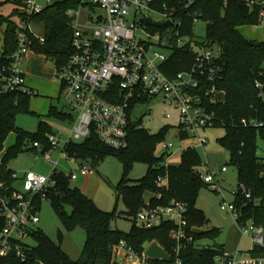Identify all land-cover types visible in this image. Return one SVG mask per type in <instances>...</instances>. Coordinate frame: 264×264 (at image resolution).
I'll use <instances>...</instances> for the list:
<instances>
[{
  "label": "built area",
  "instance_id": "1",
  "mask_svg": "<svg viewBox=\"0 0 264 264\" xmlns=\"http://www.w3.org/2000/svg\"><path fill=\"white\" fill-rule=\"evenodd\" d=\"M3 1L0 0V5ZM55 1L61 0H12V13L18 18L16 48L7 61L0 63V93L21 91L31 94L25 87L23 63L31 49L32 36L43 42L41 35L33 29L31 17L40 13ZM225 3L228 0H223ZM250 10L258 11L259 22L264 17V0H238ZM197 0H78L77 7H70L66 15L70 18L71 53L64 65L57 70L61 96L73 113L72 126L67 137L60 131L46 134V145L35 141L32 146L43 149L44 158L53 163L49 175L32 171L24 173L23 190L5 188L0 191V261L13 254L24 262L31 250L28 239L39 222V208L36 196L45 198V191L55 184L53 176L63 173L57 169L58 161L52 162L51 150L60 149V156L74 159L68 155L71 143L82 142L91 133L111 149L128 146V130L131 114L137 103L149 99H159L164 104L178 110L177 135L182 142H189L181 148L204 149L207 140L199 133L200 129L215 126L216 116L208 107L216 104L223 93L218 88L222 78L223 66L220 48L215 42L206 39L197 42L193 33L183 34L185 17L194 24L199 20V11L193 6ZM84 5L99 7L103 13L89 16L87 25L77 21ZM139 16L138 21L128 22L127 15ZM154 15L157 17L154 18ZM150 17V22L142 21ZM160 25H155V22ZM171 21L170 26L164 25ZM193 26L191 30L193 29ZM255 25L254 27H256ZM3 32L6 24H3ZM167 29H171L167 31ZM189 44L193 59L188 67L170 74L167 61L175 46ZM3 47L0 48V58ZM258 98L264 102V75L254 80ZM220 93L222 96L220 97ZM166 117H170L169 114ZM264 120L258 117H242L238 125L244 128H258ZM162 144L163 154L171 155L172 143ZM158 145V146H159ZM3 151L0 152V163ZM88 161L91 160H81ZM82 162V163H83ZM79 164L78 172L68 171L64 175L69 181L79 176L93 174V170ZM221 171H226L222 167ZM217 173L209 169L201 171V178L214 191L221 187ZM15 176V175H14ZM159 185L168 186V177L159 176ZM238 190L246 199L250 192L241 184ZM221 208L231 213L239 226L242 237L249 240V246L242 249L222 248L216 252L211 264H264V229L252 219L239 221L240 215L232 203H222ZM188 206L185 202L171 199L164 205H150L149 202L135 215V224L144 229L172 225L168 232L171 246L166 250L170 262L150 258L144 248L136 249L126 240L112 246L109 264H189L184 261L185 251L195 247L196 234L188 229ZM151 243V242H148ZM40 264H43L40 262Z\"/></svg>",
  "mask_w": 264,
  "mask_h": 264
},
{
  "label": "trees",
  "instance_id": "2",
  "mask_svg": "<svg viewBox=\"0 0 264 264\" xmlns=\"http://www.w3.org/2000/svg\"><path fill=\"white\" fill-rule=\"evenodd\" d=\"M6 2L12 0L3 1ZM77 5L78 0L55 1L31 17L32 25L42 27L41 36L44 39L41 42L32 36L31 49L51 60L57 70L66 63L71 53L70 18L66 11ZM193 9L198 10L199 19L207 23L206 39L215 42L221 50L220 63L223 71L218 88L223 97L208 107L215 113V126L225 127V134L218 141L227 150L230 163L237 167L238 187L243 184L251 194V198L246 199L237 187L233 204L240 215L239 221L252 219L264 229V157L257 155L258 139L264 143V124L258 128H244L238 125L242 117H258L264 120V102L258 98L254 85L255 78L259 74L264 75V41L247 39L239 30L241 26L258 25V11L250 10L238 0H228L226 3L223 0H197ZM4 23L6 29L3 32V54L0 63L7 61L8 56L15 50L17 39V25L11 21L10 16L0 13V26ZM185 23L183 34L191 35V18L185 17ZM192 59L193 50L189 44L175 46L167 61L168 73L172 75L188 67ZM31 95L32 93L21 91L0 93V152L3 151L0 163V191L5 188L13 189L15 174L9 167L10 161L23 151H36L32 146L35 141L46 145V134L52 132L45 122H41L35 132L16 126L17 115L30 112ZM49 115L71 122L73 120L71 114L59 111L54 106L50 107ZM168 130L169 126L166 125L152 134L131 122L126 148L111 149L105 146L95 133H91L82 142L71 143L67 148L70 157L89 159L93 164L106 154H112L121 161L123 175L115 186V193L117 199H122L126 214L133 220L128 232L112 228L111 222L116 218L115 211L100 210L79 188L71 187L64 173H59L53 176L55 184L46 189L45 199L50 200L64 228L84 229L86 239L80 257L77 260L70 259L59 245L36 228L31 234L36 244H31L27 260L21 262L10 254L1 260L0 264H109L112 246L120 240H126L138 250L142 249L144 242L156 241L169 250L171 241L168 232L171 224L164 223L150 229L140 228L135 224V215L146 202L150 205H164L171 199L183 201L188 206V229H200L207 222L203 211L196 207L198 191L206 184L200 176L203 162L197 150L187 149L181 154L179 165H166L164 154L157 155L156 148L165 139ZM11 132L16 134V142L5 148L4 143ZM135 161L145 162L148 168L141 178L131 182L128 174ZM164 175L168 177L167 187L156 182L159 176ZM146 194H151L148 201L145 200ZM42 200L40 196H36L39 209ZM67 207H70V212ZM2 225L3 222L0 221V230ZM218 233L217 228H212L201 235L214 237ZM222 248L196 245L185 251L183 258L189 264H211L214 254Z\"/></svg>",
  "mask_w": 264,
  "mask_h": 264
},
{
  "label": "rangeland",
  "instance_id": "3",
  "mask_svg": "<svg viewBox=\"0 0 264 264\" xmlns=\"http://www.w3.org/2000/svg\"><path fill=\"white\" fill-rule=\"evenodd\" d=\"M13 6L10 2L0 5V13L5 16H10L14 22L18 23V18L12 13ZM78 22L80 25H87L89 16H97L103 13L99 7L84 5L80 9ZM157 16L154 15V18ZM128 22L138 21L139 16L130 14L126 16ZM207 23L199 19L193 26V39L197 42L206 41ZM0 26V48L2 46V30ZM33 29L38 35L42 33L40 25H33ZM171 29H167V31ZM240 32L250 40L264 41V17L256 27L253 25H245L239 27ZM39 54L35 51H32ZM221 52V50H220ZM44 65L34 66L33 72L35 76V88L30 97L29 113H19L15 119L17 127L29 132L37 131L41 122L47 123L51 127V131L56 133L60 131L62 137L65 138L70 133L72 122L68 119L49 115L51 106L56 107L59 111H64L73 114L65 104L60 90V83L57 79V69L51 60L45 61ZM264 68V63H263ZM169 114L170 117H166ZM132 121L150 133H157L166 125L169 130L165 135L164 143H172L174 149L171 155H164V163L166 165L177 166L181 162V148L189 142H182L177 135L178 125V110L173 106L164 104L159 99H149L141 103H137L131 114ZM199 133L206 138L207 143L203 148L198 147L197 152L202 159L203 165L201 170L207 169L216 172V178L221 187L220 192L214 191L209 185L205 184L200 187L197 198L196 207L203 211L207 222L200 228L203 232L212 228H217L219 233L210 237L201 235L196 239V244L201 247H220L226 249L246 248L249 246V240L242 237L239 231V226L233 219L231 213L221 208L222 203H232L234 200V191L238 187L237 167L230 163L229 154L218 141L224 136L225 127L211 126L200 129ZM16 134L11 132L4 147L15 144ZM162 144L157 146L156 154L161 155L165 151L162 150ZM60 149L51 150L52 162L58 161L57 169L63 173L68 171L78 172V166L83 161L79 159H69L60 156ZM257 155L264 157V143L261 139L257 141ZM83 165L91 168L93 174L79 176L75 180L70 181L71 187L79 188L86 196L91 198L96 206L104 212H116V218L111 222L112 228H117L123 232H128L133 224V220L126 214V207L122 199H117L115 186L118 184L123 175V164L112 154H106L100 158L95 164L84 161ZM11 169L14 171L15 178L13 187L16 190H23V180L20 177L28 171L49 175L53 169V163L48 162L41 153V149L36 151L29 150L19 153L10 161ZM226 167V171L222 172L221 168ZM148 168L145 162L135 161L129 171L128 178L131 182L141 178ZM151 194L145 195V200L148 201ZM70 212V207L66 208ZM39 222L36 228L42 230L52 241L60 246L61 250L67 254L72 260H77L82 252L86 233L81 227H75L72 230H67L60 223L55 211L52 208L49 199L43 198L39 209ZM61 229L64 235L62 243L57 241V230ZM28 242L32 245L36 244L33 238H29Z\"/></svg>",
  "mask_w": 264,
  "mask_h": 264
},
{
  "label": "water",
  "instance_id": "4",
  "mask_svg": "<svg viewBox=\"0 0 264 264\" xmlns=\"http://www.w3.org/2000/svg\"><path fill=\"white\" fill-rule=\"evenodd\" d=\"M151 18L150 17H145L142 19V21L144 22H150ZM155 25H160V23L157 21L155 22ZM164 25L166 26H170L171 25V21H167L164 23ZM222 96V94L220 93V97ZM194 232L198 235H201L203 233L202 230L200 229H194ZM57 241L59 243H62L64 235L61 229L57 230V235H56ZM142 248L145 249L146 254L154 259V260H158V259H162L166 262H170L171 261V257L170 255L167 253V251L162 248L156 241H152L151 243H148L147 241L143 243ZM175 264V263H173Z\"/></svg>",
  "mask_w": 264,
  "mask_h": 264
},
{
  "label": "crops",
  "instance_id": "5",
  "mask_svg": "<svg viewBox=\"0 0 264 264\" xmlns=\"http://www.w3.org/2000/svg\"><path fill=\"white\" fill-rule=\"evenodd\" d=\"M2 42H3V39H2ZM2 45H3V43H2ZM32 51L33 50H30L28 52V54L25 57L24 63H23V71H24V78H25L24 85L31 92H33V91L35 92L37 90H36L35 86H33V85H35V76H34V72H33V67L37 66V65L41 66V64L44 65L46 63L45 62L46 58L42 54H36ZM9 167L11 168L10 164H9ZM23 176H24V174L20 177V179L23 180Z\"/></svg>",
  "mask_w": 264,
  "mask_h": 264
}]
</instances>
